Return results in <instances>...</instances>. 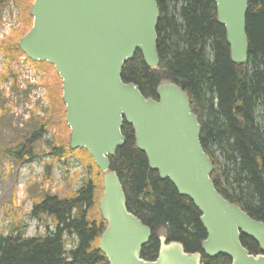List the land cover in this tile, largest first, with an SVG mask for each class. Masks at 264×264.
<instances>
[{
    "label": "trees",
    "instance_id": "obj_1",
    "mask_svg": "<svg viewBox=\"0 0 264 264\" xmlns=\"http://www.w3.org/2000/svg\"><path fill=\"white\" fill-rule=\"evenodd\" d=\"M10 2L3 0L2 8ZM17 2L21 25L0 41V52L11 61L23 54L18 40L32 24L29 8L33 0ZM157 5L158 70L149 69L136 51L123 66L122 80L137 84L144 96L155 99L161 79L183 88L202 126L200 141L213 164L215 188L252 218L264 222V0H248L249 50L245 66L230 61L225 30L216 21L212 1L157 0ZM30 62L44 74L39 84L47 90L49 106L39 102L33 105L31 114L23 118L29 121L28 134L16 135L3 147V153L19 162L40 156L43 144L54 150L45 162L41 181L30 182L27 187L32 204L28 216L44 226V231L26 236V225L20 214H14L16 205L12 202L4 212V218L11 219L7 233L0 230V264H108L98 249L105 226L98 208L103 193L102 173L85 149L71 150L68 146L61 80L54 67L46 62ZM10 67L5 62L7 70H0V85L11 75L18 98L27 97L19 89L18 74ZM5 98L0 90V126L9 113ZM37 111L42 115L38 116ZM54 127L57 130L52 132V139L46 140L45 135ZM122 133L125 144L110 162L123 185L128 211L153 231L164 226L169 240L181 242L186 252H201L207 235L199 211L188 198L179 196L168 180H161L149 169L144 153L134 149L133 131L126 123ZM71 156L86 177L79 178L77 189L72 186L52 193L44 184L51 176L53 163L56 158L67 161ZM241 242L250 253L260 252L252 239L241 236ZM158 250L157 236L152 234L142 257L153 260ZM230 263V258L223 255L208 258L202 254L201 264Z\"/></svg>",
    "mask_w": 264,
    "mask_h": 264
},
{
    "label": "water",
    "instance_id": "obj_2",
    "mask_svg": "<svg viewBox=\"0 0 264 264\" xmlns=\"http://www.w3.org/2000/svg\"><path fill=\"white\" fill-rule=\"evenodd\" d=\"M210 1L225 30L230 61L245 66L248 0ZM29 15L32 24L18 48L29 60L54 67L61 80L68 146L85 149L102 173L98 208L105 226L98 249L108 264H201L202 254L226 256L230 264H264V222L215 188L213 164L201 145L202 126L188 93L161 79L155 99L122 80L123 66L136 51L149 69L158 70L157 0H33ZM124 123L132 128L134 149L144 153L149 169L199 211L207 235L201 252H186L181 242L169 240L164 226L153 231L128 211L110 162L125 144ZM152 234L159 250L147 260L142 249ZM241 236L252 239L260 252L250 253Z\"/></svg>",
    "mask_w": 264,
    "mask_h": 264
},
{
    "label": "rangeland",
    "instance_id": "obj_3",
    "mask_svg": "<svg viewBox=\"0 0 264 264\" xmlns=\"http://www.w3.org/2000/svg\"><path fill=\"white\" fill-rule=\"evenodd\" d=\"M16 2L17 0H11L8 5L2 8L3 0H0V41L8 37L13 30H16L21 25V20L19 18V13L21 12L20 4ZM0 60L1 62L6 60L1 53ZM13 63L15 66H19L17 65V60ZM45 67L51 69V66L45 65ZM0 70L7 69L0 66ZM18 73L20 74L19 68ZM10 77L11 75L0 85V90L6 97V105L9 106V113L3 125L0 126V230H3L4 234L7 233L6 228L11 219H5L4 212L13 202V205H16V212H14V214H20L19 216H22L23 223L26 225L25 235L35 236L37 233H42L44 231V226L37 222L36 219H32L28 216L32 204L27 197V187L30 182L38 184L41 181L45 172V162L50 159L51 155L49 153H53L54 150L52 148L48 149L47 145L43 144L41 146L40 156L33 157L31 160L15 162L4 155L3 147L10 144L19 133L23 132L24 134H28V130H30V128H28L29 121L27 122L26 119L23 118L27 117V113L28 115L29 113L31 114L34 104L37 105L38 102L35 98L39 97L41 100L40 104L44 107L49 106V102L47 100V90L44 86V94L38 92L35 98H33L31 92H29L27 88H19L27 97L23 96L18 98V88L14 87V81ZM43 77L44 74L40 72L39 78L42 79ZM21 80L24 85V80L20 74L16 81L21 82ZM23 85L20 87L23 88ZM36 114L40 116L42 112L37 111ZM55 130H57L56 127L48 132L44 138L46 140H51L52 132ZM70 162H72V165H70ZM85 177L86 175L82 171L81 165L75 161L72 156L69 157L67 161L60 157L56 158V161L53 163L51 176L49 180L45 182L44 187L51 188L52 193H61L72 186L77 189L81 183L79 178Z\"/></svg>",
    "mask_w": 264,
    "mask_h": 264
},
{
    "label": "built area",
    "instance_id": "obj_4",
    "mask_svg": "<svg viewBox=\"0 0 264 264\" xmlns=\"http://www.w3.org/2000/svg\"><path fill=\"white\" fill-rule=\"evenodd\" d=\"M1 38V37H0ZM0 64L2 66V62L0 60ZM19 66H15V64H10L11 68L14 69V68H17V69H14V70H17L18 71V68L20 70V74H21V77L22 79L24 80V85L22 84V80H21V84L20 86L23 85V88L20 87V89H24V88H27L28 87V83L31 84V85H35L34 88H32L31 90V95L33 96V98L37 97V94L38 92H43V89L41 87L38 86V80H39V76L34 72V70L24 61L23 58H21L18 62ZM15 66V67H13ZM24 77V78H23ZM39 98V97H37ZM35 98V99H37Z\"/></svg>",
    "mask_w": 264,
    "mask_h": 264
},
{
    "label": "bare ground",
    "instance_id": "obj_5",
    "mask_svg": "<svg viewBox=\"0 0 264 264\" xmlns=\"http://www.w3.org/2000/svg\"><path fill=\"white\" fill-rule=\"evenodd\" d=\"M248 37V36H247ZM248 42H249V40H248Z\"/></svg>",
    "mask_w": 264,
    "mask_h": 264
}]
</instances>
